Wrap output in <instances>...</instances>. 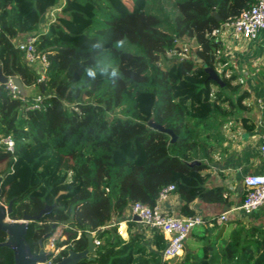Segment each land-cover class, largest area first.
Listing matches in <instances>:
<instances>
[{
    "label": "trees",
    "instance_id": "1",
    "mask_svg": "<svg viewBox=\"0 0 264 264\" xmlns=\"http://www.w3.org/2000/svg\"><path fill=\"white\" fill-rule=\"evenodd\" d=\"M63 1L0 0L3 73L25 86L36 83L38 67H29L11 42L20 34L36 36L37 50L49 61L40 109L0 87V137L14 142L12 153L0 144V175H7L0 200L13 199L12 219L56 203L36 224L35 244L64 224L79 248L87 245L86 233L101 241L95 264H142L144 255L159 264L158 252L166 247L160 231L151 228L158 251L147 252L143 233L127 240L117 223L109 224L133 202L154 206L171 184L185 216L195 214L189 206L195 199L227 200L224 187L207 185V160L222 139L223 121L244 107L249 93L238 74L223 66L227 60L214 31L255 0H173L172 10L163 0ZM61 4L55 20L45 18ZM118 40H124L123 48L115 46ZM186 41L198 47L177 56V43ZM169 53V63L162 65ZM86 67H95V79ZM151 118L171 129L175 140L148 126ZM227 223V238L206 237L202 264H264V225ZM4 235L0 231V240ZM10 252L0 247V264L13 262Z\"/></svg>",
    "mask_w": 264,
    "mask_h": 264
},
{
    "label": "crops",
    "instance_id": "2",
    "mask_svg": "<svg viewBox=\"0 0 264 264\" xmlns=\"http://www.w3.org/2000/svg\"><path fill=\"white\" fill-rule=\"evenodd\" d=\"M217 39L221 44V53L227 60L223 66L238 74L239 82L243 81L242 87L249 95L243 100L244 107L223 121L222 139L207 160L210 171L207 185L224 187L227 200L208 203L195 199L189 206L195 214L206 217L207 220L227 212L228 221L245 219L257 225H264V206L251 214H245L238 209L243 201L245 176L264 173V160L259 151L260 136L264 132V30L260 31L255 39H245L235 33L228 24H222L217 31ZM181 205L179 195L170 193L161 208L170 215L185 216L181 212ZM129 220L133 218L128 207L123 217L114 216L111 222L118 224L119 233L127 240L132 233H143L142 244L145 251L157 252L151 228L138 221L136 225H130ZM228 221L224 222L226 228L219 237L218 232L224 223H217L218 228L215 231L211 229L215 225L195 226L185 240L182 253L174 258L175 261L179 264H202L200 260L204 258L206 237L215 235L216 239L227 238ZM158 253L161 255L162 251ZM210 257L211 255L207 256ZM160 260L159 264L162 263L161 257ZM149 261L151 257L144 255L142 264H153Z\"/></svg>",
    "mask_w": 264,
    "mask_h": 264
},
{
    "label": "built area",
    "instance_id": "3",
    "mask_svg": "<svg viewBox=\"0 0 264 264\" xmlns=\"http://www.w3.org/2000/svg\"><path fill=\"white\" fill-rule=\"evenodd\" d=\"M62 2L64 1L62 0ZM62 5L63 4L51 8L45 15V18H48L49 21L55 20V16L61 11ZM224 24H228L235 33L241 35L245 39H255L258 33L264 30V0H255V2L249 8L244 9L237 18ZM45 28L46 27L44 26L42 30H45ZM217 31L218 29L214 32L217 33ZM35 40L36 36L34 35L20 34L13 37L11 42L15 48L23 53L24 61L29 67H38L39 76L37 77L35 84L39 85L45 82L49 61L45 53L37 50ZM197 47V45H193L192 43H183L181 49L182 52L191 54ZM7 77L8 79L5 82L4 87L8 90V93L14 98L21 97L12 79L13 76ZM242 82L243 81L241 80V83ZM42 99V94L31 98L28 102V108L40 109ZM260 138L259 151L264 160V132L261 134ZM0 144L5 146V150L11 153L14 151V142L11 136L0 137ZM243 185V201L238 209L245 214H251L264 206V173L245 176ZM174 189L175 187L172 184L163 188L159 192L154 206H149L140 201L133 202L129 205L131 218L137 216L138 222L149 228L160 231L166 238V247L161 253V264H172L171 260L182 253L185 240L195 226L199 224H222L229 219L227 212L213 216L208 220L199 214H193L190 216H173L164 212L161 208L162 203L168 199L169 194L172 193ZM113 224L114 223L111 222L109 226ZM65 229L66 226L64 224H59L55 228V233L53 232V235H55V241L58 242L61 240V236ZM79 236L80 233H78L77 237ZM55 241H53V246L55 245ZM94 242L96 246L101 244V241L96 237L94 238Z\"/></svg>",
    "mask_w": 264,
    "mask_h": 264
},
{
    "label": "water",
    "instance_id": "4",
    "mask_svg": "<svg viewBox=\"0 0 264 264\" xmlns=\"http://www.w3.org/2000/svg\"><path fill=\"white\" fill-rule=\"evenodd\" d=\"M214 15L218 17L215 13ZM207 70L210 72V78L222 84L220 76L214 69L207 68ZM7 79L8 77L3 73L2 66L0 64V87H4ZM12 79L20 93V96L25 99H31L36 95H41L46 88L45 83L25 86L19 77L13 76ZM148 126L170 134L171 141H174L176 138V135L171 129L155 122L153 118L148 121ZM194 163L197 162L194 161L190 164ZM6 176L7 175L5 174L0 175V195ZM12 201L13 199L9 200L6 206L0 202V231L6 234V239L0 242V247H6L11 250L14 264H80L83 261L96 259L95 256L92 255L96 252V248L98 247L94 242L95 234L93 233H86L85 237L87 240V245L84 249L79 251L69 249L66 256L56 262L51 261L50 254L53 253V249H46L44 247L43 238L39 241L38 251L32 252L30 244L26 239L29 223L40 220L44 213L53 208L56 203L51 205L45 204V206L37 214H25L21 219H10L9 214L12 210ZM133 220L137 221L138 217L134 216ZM52 227L54 228L55 225ZM225 228L226 223L222 224L221 229L218 232V237L223 233ZM78 238L79 237H77V239Z\"/></svg>",
    "mask_w": 264,
    "mask_h": 264
},
{
    "label": "flooded vegetation",
    "instance_id": "5",
    "mask_svg": "<svg viewBox=\"0 0 264 264\" xmlns=\"http://www.w3.org/2000/svg\"><path fill=\"white\" fill-rule=\"evenodd\" d=\"M1 203H3L1 200H0ZM4 205L8 204V203H3ZM36 224H40V220L38 221H32L29 223V227H28V231L29 229L32 230V233L33 231L35 230V227H36ZM28 231H27V234H28ZM67 231H65L66 233ZM4 233V232H3ZM5 234V233H4ZM49 237V235L47 234H42V236H40L38 239H37V243L35 244V241L33 240L32 238V234L30 236V240L28 241L27 239V235H26V239L27 241L29 242L30 244V247H31V250L32 252H36L38 251V248H39V241L40 239L43 238V244H44V241ZM80 238V236H79ZM6 239V234L4 235V239L0 240V242L4 241ZM75 238H73L71 236V234L68 232V236L66 238H61V240H59L58 242H55L56 244L53 246V253L50 254V259L51 261L53 262H56V261H59L61 258H63L64 256H66L67 252L69 249H74L76 251H79V250H82L84 249L85 247L83 248H79L77 247L76 245V241H74ZM76 239H77V236H76ZM61 243V244H59ZM67 250L66 254L63 253V251ZM96 252H97V248H96ZM96 252L94 254H92L93 256H95L96 258ZM12 254V252H10ZM12 259H13V254H12ZM96 260V259H95ZM95 260H90V261H83L81 262L80 264H95L96 261ZM88 262V263H87ZM9 264H14V259H13V262L9 263Z\"/></svg>",
    "mask_w": 264,
    "mask_h": 264
},
{
    "label": "rangeland",
    "instance_id": "6",
    "mask_svg": "<svg viewBox=\"0 0 264 264\" xmlns=\"http://www.w3.org/2000/svg\"><path fill=\"white\" fill-rule=\"evenodd\" d=\"M163 4H164V6H165V8L167 9V10H172V9H174V6H173V0H163ZM186 42H190V43H192L193 45H197L194 41H186ZM183 43L184 42H178L177 44H178V46H180V48H181V46L183 47ZM177 56H179V57H186L188 54H186V53H184V52H182V51H179L177 54H176ZM168 59H166L165 60V62L162 64V65H164V64H168L169 63V59L171 58L170 56H173V53H169L168 55ZM219 69H221V68H219ZM2 146H1V149L3 150H5V146L3 145V144H1ZM198 226V225H197ZM120 230V229H119ZM54 233H55V231H54ZM31 234H32V230L31 229H29V231H28V234H27V239H28V241L30 240V236H31ZM68 236V234H67V232L65 233V231L63 232V234H62V236H61V238H66ZM121 236L123 237V235L121 234ZM53 241H55V235H50L45 241H44V247L46 248V249H51V248H53ZM55 242H57V241H55ZM56 244V243H55ZM107 253V255H106V258L108 257V255H109V253H110V250L109 251H106ZM106 260L107 259H104L101 263H99V264H105V262H106Z\"/></svg>",
    "mask_w": 264,
    "mask_h": 264
},
{
    "label": "clouds",
    "instance_id": "7",
    "mask_svg": "<svg viewBox=\"0 0 264 264\" xmlns=\"http://www.w3.org/2000/svg\"><path fill=\"white\" fill-rule=\"evenodd\" d=\"M115 46L118 48H123L124 46V40H118L115 43ZM85 72L87 73V76L90 77L91 79H95L96 78V69L95 67H86L85 68ZM113 77H115L117 75V71L114 69L112 74ZM6 206V204H5ZM12 219V218H10Z\"/></svg>",
    "mask_w": 264,
    "mask_h": 264
}]
</instances>
